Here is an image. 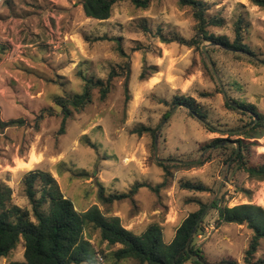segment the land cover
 <instances>
[{
    "label": "rangeland",
    "instance_id": "obj_1",
    "mask_svg": "<svg viewBox=\"0 0 264 264\" xmlns=\"http://www.w3.org/2000/svg\"><path fill=\"white\" fill-rule=\"evenodd\" d=\"M206 1L210 6L209 14L220 15L225 20L224 27L209 31L232 39L233 24L241 16L242 25L250 24L243 34L246 45L264 61V9L252 5L250 0ZM79 2H0V22L40 14L35 20L38 34L26 36L23 41L39 42L41 49L27 60V64L18 59L11 69L10 81L4 79L3 84L0 83V121L24 120L23 125L0 126V184L12 189L13 202L29 209L23 175L31 170L47 171L77 211L97 204L107 215L118 216L126 229L132 224L133 228H141L152 222L163 223L170 217L172 225H163L162 229L166 243L172 240L175 228L184 217L199 208L189 200L209 202L221 182L219 196H223L228 207L251 203L264 208V181L250 179L240 171H231L230 167L223 180L227 167L216 155L202 165L193 163L202 153L198 152L199 143L209 138L239 139L231 135L234 129L228 128L241 124L243 117L225 107L223 94L217 92L220 87L203 69L204 59L198 51L161 41L160 37H192L194 21L190 9L180 7L176 0H151L145 9L120 2L113 6L108 20L96 21L84 16ZM42 15H47L45 27L40 22ZM45 41L49 44L45 45ZM203 45L205 51L210 47L208 43ZM2 46L7 47L1 42ZM6 53L5 49L1 61ZM205 56L215 59L218 69L214 70L222 76L219 79L224 92L223 83L231 88L234 96L227 89L226 95L252 104L258 113L264 114V62L255 65L244 58L237 61L218 50L211 55L206 52ZM143 68L149 74L145 80L139 77ZM110 72L116 77L106 99L101 101L94 91L92 102L81 112H74L66 121L64 132L58 134L62 119L53 97L80 94L84 85L82 78L105 81ZM147 80L157 85L142 91L143 82ZM234 82L239 91L231 87ZM196 91L211 93L204 103L212 133L207 132L199 120L188 116L183 108L172 109L162 120L170 108L160 101H170L173 96L184 94L197 97L193 94ZM50 107L56 114H45L35 123L40 111ZM243 119L248 120L247 117ZM140 125L156 130L161 127L158 159L171 161L169 163L185 162L190 166L172 169L171 179L157 191L154 189L162 182L163 171L156 165L154 139L149 134L130 133ZM256 141L257 145L250 147V164L264 160V136ZM87 142L95 148L89 147ZM32 153L39 156L41 162L31 169L16 168L18 162L26 161ZM84 172L87 177L81 175ZM97 180L107 194L122 197L110 205L99 203ZM185 181L201 183L210 192L182 190L179 185ZM213 215L214 212L205 211L202 217L205 229L196 236L193 246L199 249L207 264L227 261L244 264L243 253L250 232L236 224L215 227ZM144 229L134 232L138 234ZM90 243L97 252L96 264H138L132 260L115 262L111 253L117 246L107 247L100 243L96 234L92 235ZM23 251L20 239L9 255L0 258V264L23 262ZM254 257L264 259V242ZM184 264L193 263L189 260Z\"/></svg>",
    "mask_w": 264,
    "mask_h": 264
},
{
    "label": "trees",
    "instance_id": "obj_2",
    "mask_svg": "<svg viewBox=\"0 0 264 264\" xmlns=\"http://www.w3.org/2000/svg\"><path fill=\"white\" fill-rule=\"evenodd\" d=\"M151 0H80V5L84 16L88 19L96 21H106L110 18L112 8L120 2H129L136 8L145 9L149 6ZM180 7H188L194 21L193 35L189 39L181 36L160 37L163 43H176L187 48L198 51L203 57V69L214 80V69L217 68L215 59L212 60L205 56V52L213 53L214 51H222L223 54L230 55L238 61L244 58L247 62L259 65L261 61L258 56L246 45L244 39L245 29L250 24H243L241 16L233 24V38L229 39L224 34H215L209 31L210 28H222L225 20L220 15H210V6L206 0H176ZM251 4L264 9V0H250ZM248 31V30H247ZM204 43H210L206 51H202L201 46ZM7 50V47H0L1 54ZM222 78L219 71H217ZM145 68L142 69L140 79L149 78ZM116 77L115 73L110 72L107 79L82 78L84 85L80 94H66L64 96H54L53 103L60 110L61 125L58 134L64 132L65 123L70 119L74 112H81L87 105L92 102V94L97 91L99 99L105 100L110 92L111 82ZM216 80V79H215ZM234 82L232 88L240 90ZM223 86L232 94L231 88ZM218 93L221 91L218 90ZM226 95L228 101H225V107L236 113L241 118V124L236 127L228 128L240 129L253 121L254 115L257 121L253 126L238 132L232 133V136L240 137L236 140L227 138H211L199 143L198 152H203L207 147H213L208 150L199 165L213 160V155L222 158L221 163L232 170L244 173L248 178L256 181H264V160L256 164L249 163L250 147L257 145L258 139L264 136V114L258 113L256 107L252 104L241 103L232 95ZM197 97L190 95L173 96L170 101L162 100L161 103L169 107V111L164 113L162 120L168 117L169 112L176 106L185 109L187 115L204 121L202 124L204 129L212 133L213 127L208 118V108L204 100L211 97V93L196 91ZM233 104L243 109L239 111L230 106ZM55 110L47 108L40 111L35 119L38 123L44 118V115L53 116ZM194 115L197 117H194ZM197 119V120H198ZM24 120L0 121L2 128L23 125ZM156 129L140 125L133 128L130 133L142 136L149 134L154 139ZM229 135V136H231ZM253 140V141H252ZM227 142H230L227 144ZM233 142H238L239 150L235 154V146ZM89 147L95 146L87 142ZM156 165L163 171L162 182L155 187V191L164 187L172 177L171 170L180 167H190L189 164L177 162L160 163ZM87 177V173L81 174ZM97 182L96 197L99 203L110 205L115 199L122 196L107 194L105 189ZM24 187V195L28 200L30 208H21L13 202L12 189L7 185L0 184V258L9 255L20 239L23 241V262H12L10 264H96V251L90 239L96 234L100 243H105L107 247H116L111 257L115 262L124 260H132L138 264H184L191 261L193 264H207L204 257L200 254L199 249L193 245L196 236L200 235L204 228V219L198 222L202 212L211 203L207 209L208 212H214L215 227L224 224H236L245 227L249 232L247 247L243 253L244 264H264V259H255V254L261 244L264 242V208L259 205L247 203L238 204L228 207L220 195L213 201L212 199L203 203L198 199L189 200L198 205V209L188 213L176 228L174 236L169 243L163 240L162 227L157 222L148 224L139 234L132 230L126 229L118 216L107 215L97 204L90 206L84 211H77L72 202L65 198L62 194L56 179L50 172L42 170H31L26 172L22 178ZM179 187L182 190L206 193L210 192L207 186L195 182H181ZM213 201V202H212ZM198 222V223H197ZM192 240L188 251H185V244L193 230ZM191 256H197L199 261H194ZM224 264H236L233 261H227Z\"/></svg>",
    "mask_w": 264,
    "mask_h": 264
},
{
    "label": "crops",
    "instance_id": "obj_3",
    "mask_svg": "<svg viewBox=\"0 0 264 264\" xmlns=\"http://www.w3.org/2000/svg\"><path fill=\"white\" fill-rule=\"evenodd\" d=\"M27 10L28 9H25L24 11ZM39 17L40 14L38 15L30 14L24 16L23 19L20 20L17 19L12 20L11 18H9L5 22H0V43L2 42L7 45L6 56L0 62V83L3 84V82L5 81L4 79H6V81L8 82L10 81V78L12 76L11 69L12 67L15 68L18 59L25 62V64H27V60H29L30 58L32 59L35 56V52L41 49V46H39V42L33 43L29 41H23L26 36L30 37L31 34H38L39 31L35 25L36 24L35 20L36 18ZM46 17L47 15L46 16L42 15L40 19V22H42V25L44 27L47 26ZM50 43H52V41ZM44 44L45 45L49 44V41H45ZM27 54H29L30 56L29 55L27 56ZM156 85L157 84L153 83L152 81L149 83L148 80L144 81L142 91H149L151 87H155ZM193 94L195 95L196 92ZM169 219H165L163 223H159L162 229H163V225L166 226L172 225L173 221H170ZM132 226L133 224L129 226V230L134 231L135 229H139L140 231L142 228H145L147 225L141 228L140 227L138 228L136 226L133 228Z\"/></svg>",
    "mask_w": 264,
    "mask_h": 264
},
{
    "label": "water",
    "instance_id": "obj_4",
    "mask_svg": "<svg viewBox=\"0 0 264 264\" xmlns=\"http://www.w3.org/2000/svg\"><path fill=\"white\" fill-rule=\"evenodd\" d=\"M208 45L210 46V45H212V44L208 43ZM204 46H205V45H202V46H201V49L205 52V48H204ZM205 53H206V52H205ZM212 70H213L214 77H215V79H216V81H217V83H218V85H219V87H220V91H221V93H222L223 96H224L225 101H228L227 96H226V94H225V92H224V89H223V87H222V84H221V82H220L219 76L216 74V72H215L213 66H212ZM230 106L233 107V108H235V109H237V110H239V111H243L242 108H240V107H238V106H235V105H233V104H230ZM175 108H181V107H180V106H176ZM251 116L253 117V122H252V123H250L249 125H247V126H245V127H243V128H240V129H238V130H233V131H230V132H231V133H238V132H241V131H243V130H245V129L251 127V126H253L254 123L257 121V118H256L254 115H252V114H251ZM194 117H196V116L194 115ZM196 118H197V117H196ZM197 119H198V118H197ZM198 120H199V119H198ZM199 121H200L201 123H203V124H206V123H205L204 121H202V120H199ZM160 129H161V127L159 126V127L157 128V130H156L155 135H154V154H155V160H156L157 162H160V163H169V162H171V161L161 160V159H158V158L156 157V155H157V146H158V134H159V132H160ZM229 143H230V142H229ZM233 144L235 145V154H236V153L238 152V150H239V144H238V142H233ZM212 148H213V147H207V148H205V149L203 150V152L200 154L199 158H198L197 160L193 161V163H199L200 160L202 159L203 155H204L208 150H210V149H212ZM176 162H177V161H176ZM178 162H179V161H178ZM230 162H231V160L228 162V166H227V169H226V172H225V175H224L223 180L225 179V177H226L227 174H228ZM179 163L186 164L185 162H179ZM222 184H223V183L221 182L220 185H219V187H218V189H217V191H216V193H215V196H214L213 201L216 200V199L219 197V193H220V190H221V186H222ZM213 201H212V202H213ZM210 205H211V203H210V204L206 207V209L202 212L200 218L198 219V222L201 220V218L203 217L205 211L210 207ZM198 222H197V223H198ZM194 229H195V227L193 228V230H192V232H191V234H190V236H189V238H188V240H187V242H186V244H185V247H184L185 251H188V249H189V245H190V242H191V240H192V236H193ZM191 257H192V259H193L194 261H199V258H198L197 256H191Z\"/></svg>",
    "mask_w": 264,
    "mask_h": 264
},
{
    "label": "bare ground",
    "instance_id": "obj_5",
    "mask_svg": "<svg viewBox=\"0 0 264 264\" xmlns=\"http://www.w3.org/2000/svg\"><path fill=\"white\" fill-rule=\"evenodd\" d=\"M41 162V158L32 153L26 161H20L17 164L18 169H31L35 164Z\"/></svg>",
    "mask_w": 264,
    "mask_h": 264
},
{
    "label": "built area",
    "instance_id": "obj_6",
    "mask_svg": "<svg viewBox=\"0 0 264 264\" xmlns=\"http://www.w3.org/2000/svg\"><path fill=\"white\" fill-rule=\"evenodd\" d=\"M2 0H0V2H1Z\"/></svg>",
    "mask_w": 264,
    "mask_h": 264
}]
</instances>
